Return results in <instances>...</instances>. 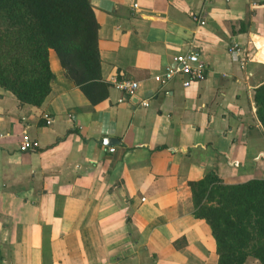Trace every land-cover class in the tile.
I'll return each mask as SVG.
<instances>
[{
    "label": "crops",
    "instance_id": "obj_1",
    "mask_svg": "<svg viewBox=\"0 0 264 264\" xmlns=\"http://www.w3.org/2000/svg\"><path fill=\"white\" fill-rule=\"evenodd\" d=\"M89 3L104 101L92 105L53 50L41 106L0 88V264H217L188 183L209 172L226 185L264 179L254 104L264 84V0ZM232 43L240 57L227 51ZM189 53L205 64L202 81L156 82ZM111 77L138 82L136 97ZM23 131L36 150H19Z\"/></svg>",
    "mask_w": 264,
    "mask_h": 264
},
{
    "label": "trees",
    "instance_id": "obj_2",
    "mask_svg": "<svg viewBox=\"0 0 264 264\" xmlns=\"http://www.w3.org/2000/svg\"><path fill=\"white\" fill-rule=\"evenodd\" d=\"M98 24L89 0H0V88L39 107L50 93L48 53L92 105L107 97L101 81ZM264 131V84L254 93ZM194 211L210 226L217 264H264V179L226 185L209 172L189 182Z\"/></svg>",
    "mask_w": 264,
    "mask_h": 264
},
{
    "label": "built area",
    "instance_id": "obj_3",
    "mask_svg": "<svg viewBox=\"0 0 264 264\" xmlns=\"http://www.w3.org/2000/svg\"><path fill=\"white\" fill-rule=\"evenodd\" d=\"M134 7H137V5H134ZM193 20L198 23L199 26L205 25V21L200 20L196 17H193ZM227 51L229 52V54L235 55L236 57H240L241 55L239 46L236 43H232L231 45H229ZM175 61L178 65L176 68H167L161 76H157L155 78L156 82L159 85L167 84L168 82L172 81L176 76L182 78L181 84L184 88H187L191 84L203 80L205 64L199 59L197 54L189 53L186 55H178L175 58ZM240 65L241 68H244V60H242ZM109 85L112 86L115 90L123 92L129 98L136 97L139 90V83L129 79H123L118 81L115 77H111L109 79ZM141 106L147 108L149 106V101L142 100ZM43 119L45 120L46 126L51 125L53 122V120L47 114L43 115ZM37 148L38 142L31 139L30 136L25 131H23L19 142V150L21 152H28L34 151ZM109 151L113 152L114 149L110 148Z\"/></svg>",
    "mask_w": 264,
    "mask_h": 264
},
{
    "label": "water",
    "instance_id": "obj_4",
    "mask_svg": "<svg viewBox=\"0 0 264 264\" xmlns=\"http://www.w3.org/2000/svg\"><path fill=\"white\" fill-rule=\"evenodd\" d=\"M105 143H106L107 146H109V147H113L114 144L117 143V141H116L115 139L107 138V139L105 140Z\"/></svg>",
    "mask_w": 264,
    "mask_h": 264
}]
</instances>
